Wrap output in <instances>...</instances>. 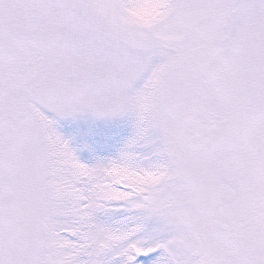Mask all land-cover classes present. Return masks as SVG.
<instances>
[{"label": "snow or ice", "instance_id": "1", "mask_svg": "<svg viewBox=\"0 0 264 264\" xmlns=\"http://www.w3.org/2000/svg\"><path fill=\"white\" fill-rule=\"evenodd\" d=\"M0 264H264V0H0Z\"/></svg>", "mask_w": 264, "mask_h": 264}, {"label": "rangeland", "instance_id": "2", "mask_svg": "<svg viewBox=\"0 0 264 264\" xmlns=\"http://www.w3.org/2000/svg\"><path fill=\"white\" fill-rule=\"evenodd\" d=\"M132 115L96 117L90 112L58 118L57 131L70 143L79 159L89 165L115 158L125 148L135 133ZM138 155H146V147H137ZM128 213L120 211L112 221L123 219ZM150 232V229H149ZM149 239V234L144 235Z\"/></svg>", "mask_w": 264, "mask_h": 264}]
</instances>
